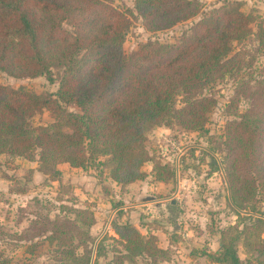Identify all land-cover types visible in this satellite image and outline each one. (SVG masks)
I'll return each mask as SVG.
<instances>
[{"label": "trees", "instance_id": "1", "mask_svg": "<svg viewBox=\"0 0 264 264\" xmlns=\"http://www.w3.org/2000/svg\"><path fill=\"white\" fill-rule=\"evenodd\" d=\"M133 2L137 15L155 31L199 14L198 3L192 0ZM111 3L0 0V71L14 78L43 76L53 82L52 70H62L54 94H34L0 84V155L35 161L39 171L54 181L61 176L60 164L85 169L105 158L102 164L109 168L111 180L124 187L145 177L140 168L152 161L144 147L150 129L175 124L185 131L204 130L216 101L203 91L237 68L239 54L231 55V46L251 34L250 16L240 10V3L225 2L201 16L176 42H147L125 54L122 45L129 18ZM256 37L264 43L263 27ZM240 93H234L228 108L238 103ZM177 97L180 108L175 107ZM250 98L249 110L239 120L226 121L223 145L233 205L240 210L248 205L250 212H257L250 202L257 193H264V82L257 83ZM69 105L79 112L68 111ZM43 111L54 115L53 122L32 126L30 120ZM152 172L160 182L175 177L168 163L154 162ZM72 212L75 219L85 213ZM113 230L127 258L145 256L153 264L170 262L168 251L135 227L126 224ZM231 230L233 237L222 240L217 252L207 253L208 260L243 264L235 244L242 237L246 251L256 254L248 264H264V238H260L264 221L256 219L242 230ZM68 233L54 227L46 237L49 244L56 243L59 264H97L91 263L90 236L73 245L74 237ZM94 251L97 256V245Z\"/></svg>", "mask_w": 264, "mask_h": 264}, {"label": "rangeland", "instance_id": "2", "mask_svg": "<svg viewBox=\"0 0 264 264\" xmlns=\"http://www.w3.org/2000/svg\"><path fill=\"white\" fill-rule=\"evenodd\" d=\"M192 1L198 3L197 16L156 31L137 15L133 0H112L111 4L129 18L122 45L125 54L147 42H176L189 33L201 16L225 2L240 3V10L250 16L251 34L231 46V55L239 54L237 68L203 91L216 101L204 130L185 131L175 124L150 129L144 147L152 161L140 168L145 177L124 187L111 180L109 168L102 164L105 158H98L85 169L60 164L57 168L61 176L54 181L39 171L35 161L0 155V264H59L54 253L56 243L46 241L54 227L68 231L74 237L73 245L89 235L91 263L153 264V259L145 256L126 257L123 243L113 230L114 226L126 224L143 237H152L157 247L168 251L170 262L162 264H216L206 254L217 252L222 240L233 237L230 228L242 230L256 219L264 221V193H257L250 202L257 212H250L248 205L245 210L233 205L225 176L227 151L223 145L226 121L239 120L249 110L251 91L258 82H264V43L256 37L258 28H264V0ZM61 73V69H53V82H49L43 76L14 78L0 71V84L34 94H54ZM240 90L238 103L228 108L234 93ZM175 107H181L180 97ZM66 108L76 113L80 110L75 105ZM53 120L51 112L43 111L30 123L41 126ZM154 162L171 165L174 180H155ZM73 209L85 213L75 219ZM55 219L61 221L55 223ZM260 238H264V230ZM235 244L243 264L255 260L256 254L246 251L242 237ZM76 253L80 254L81 249Z\"/></svg>", "mask_w": 264, "mask_h": 264}, {"label": "crops", "instance_id": "3", "mask_svg": "<svg viewBox=\"0 0 264 264\" xmlns=\"http://www.w3.org/2000/svg\"><path fill=\"white\" fill-rule=\"evenodd\" d=\"M173 203V202H172Z\"/></svg>", "mask_w": 264, "mask_h": 264}]
</instances>
